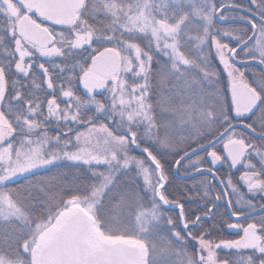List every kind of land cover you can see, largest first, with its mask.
Instances as JSON below:
<instances>
[{
  "label": "snow or ice",
  "instance_id": "1",
  "mask_svg": "<svg viewBox=\"0 0 264 264\" xmlns=\"http://www.w3.org/2000/svg\"><path fill=\"white\" fill-rule=\"evenodd\" d=\"M0 264H264V0H0Z\"/></svg>",
  "mask_w": 264,
  "mask_h": 264
},
{
  "label": "trees",
  "instance_id": "2",
  "mask_svg": "<svg viewBox=\"0 0 264 264\" xmlns=\"http://www.w3.org/2000/svg\"><path fill=\"white\" fill-rule=\"evenodd\" d=\"M174 179H175V183L177 185H180V186H183L185 183H190V181L188 179L187 180H181V179H178L176 177H174Z\"/></svg>",
  "mask_w": 264,
  "mask_h": 264
},
{
  "label": "water",
  "instance_id": "3",
  "mask_svg": "<svg viewBox=\"0 0 264 264\" xmlns=\"http://www.w3.org/2000/svg\"><path fill=\"white\" fill-rule=\"evenodd\" d=\"M175 177L178 178V179H181V180H187V178H185V177H184L183 175H181V174H177Z\"/></svg>",
  "mask_w": 264,
  "mask_h": 264
}]
</instances>
